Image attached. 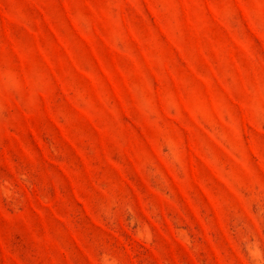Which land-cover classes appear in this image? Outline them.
Segmentation results:
<instances>
[{
    "label": "rangeland",
    "instance_id": "1",
    "mask_svg": "<svg viewBox=\"0 0 264 264\" xmlns=\"http://www.w3.org/2000/svg\"><path fill=\"white\" fill-rule=\"evenodd\" d=\"M0 264H264V0H0Z\"/></svg>",
    "mask_w": 264,
    "mask_h": 264
}]
</instances>
